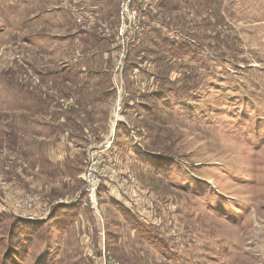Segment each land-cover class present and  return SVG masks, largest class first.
<instances>
[{
  "label": "rangeland",
  "instance_id": "1",
  "mask_svg": "<svg viewBox=\"0 0 264 264\" xmlns=\"http://www.w3.org/2000/svg\"><path fill=\"white\" fill-rule=\"evenodd\" d=\"M0 264H264V0H0Z\"/></svg>",
  "mask_w": 264,
  "mask_h": 264
},
{
  "label": "trees",
  "instance_id": "2",
  "mask_svg": "<svg viewBox=\"0 0 264 264\" xmlns=\"http://www.w3.org/2000/svg\"><path fill=\"white\" fill-rule=\"evenodd\" d=\"M159 38V35H158ZM166 43V48L173 54L178 55L181 54L180 52H185V50H188L189 45L185 42H176L172 39L164 37L162 39ZM162 42V41H161ZM164 97V96H163ZM163 100V98H160V101ZM140 153V152H139ZM143 154H139L140 159L143 161L148 162L149 164L152 165V168L155 170H161V171H168L172 167V164L166 165L164 164H158L155 162V156L150 154H145L144 152H141ZM157 159V158H156ZM151 161V162H150ZM174 164V163H173ZM165 166H168L165 168ZM167 169V170H166ZM127 212V210H125ZM77 210L75 206H69V208H58L57 211H55V215L53 219H57V227L60 229H63L68 226V224L72 221L73 217L76 216ZM133 217V216H132ZM131 216H129L130 219L133 220ZM64 225V226H63ZM13 230L16 231L17 239L16 242L20 236L21 233L25 234L27 238H30V236L34 235L35 233L41 232V225L38 223H29V227L26 228L24 224H19L18 222H15L12 226ZM142 229L143 233H146L148 237H152L148 229ZM163 249L162 247H160Z\"/></svg>",
  "mask_w": 264,
  "mask_h": 264
},
{
  "label": "built area",
  "instance_id": "3",
  "mask_svg": "<svg viewBox=\"0 0 264 264\" xmlns=\"http://www.w3.org/2000/svg\"><path fill=\"white\" fill-rule=\"evenodd\" d=\"M94 203H95L94 200H92V205H93V206H94Z\"/></svg>",
  "mask_w": 264,
  "mask_h": 264
},
{
  "label": "bare ground",
  "instance_id": "4",
  "mask_svg": "<svg viewBox=\"0 0 264 264\" xmlns=\"http://www.w3.org/2000/svg\"><path fill=\"white\" fill-rule=\"evenodd\" d=\"M113 125V124H112Z\"/></svg>",
  "mask_w": 264,
  "mask_h": 264
}]
</instances>
